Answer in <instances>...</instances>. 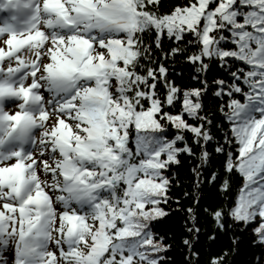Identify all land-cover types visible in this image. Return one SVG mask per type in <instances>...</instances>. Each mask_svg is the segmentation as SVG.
<instances>
[{
	"label": "snow or ice",
	"instance_id": "6c2138e0",
	"mask_svg": "<svg viewBox=\"0 0 264 264\" xmlns=\"http://www.w3.org/2000/svg\"><path fill=\"white\" fill-rule=\"evenodd\" d=\"M0 12V264H166L177 236L200 264L201 237L224 235L205 264H232L244 239L264 264V0Z\"/></svg>",
	"mask_w": 264,
	"mask_h": 264
},
{
	"label": "trees",
	"instance_id": "16d2710c",
	"mask_svg": "<svg viewBox=\"0 0 264 264\" xmlns=\"http://www.w3.org/2000/svg\"><path fill=\"white\" fill-rule=\"evenodd\" d=\"M173 2V0H162V3L165 5H169ZM177 60H180L182 62L181 57H177ZM179 71V70H178ZM182 71L184 73V83L191 84L190 75H189V69L188 68H182ZM194 74V73H193ZM219 74V69H217L216 72H214L212 75L213 77L215 75ZM206 103L208 104L209 108H212L218 103L216 98L209 94ZM217 120L220 119V117L217 115ZM215 167H219L220 161L215 160L212 162ZM193 164L191 161V157L182 158V163L179 167L175 168V170L179 173L180 177L184 181H191V173L190 169L192 168ZM232 180L235 182L233 186V195H235V190L239 187L240 183L242 182V178L239 177V174L232 177ZM179 190V189H178ZM207 191V189H205ZM213 197H216L218 194L215 192L210 193ZM178 216H170L166 221H163L160 225H158V230L161 231V233H173L176 231H179L178 229ZM240 235V233H237ZM247 235V234H244ZM230 244V240L228 238V235L221 236L220 239H218L214 244L209 245V243L206 241L204 237H201V242L196 246V250L200 251L202 253V257L200 260V264H205V260L207 259L209 255V247H211L212 252H219L225 247H228ZM261 250L259 246H253L250 239H244L237 252L234 253L230 259L232 261V264H254V259L256 255H260ZM167 257L170 259L166 262V264H189V261L186 259V250L184 249L183 244L180 241V237H174V248L172 251H169L166 253Z\"/></svg>",
	"mask_w": 264,
	"mask_h": 264
}]
</instances>
